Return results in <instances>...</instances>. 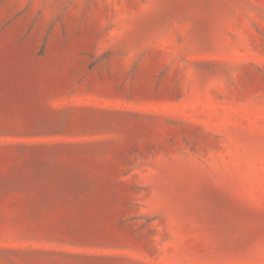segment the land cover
I'll return each instance as SVG.
<instances>
[{
  "label": "rangeland",
  "instance_id": "obj_1",
  "mask_svg": "<svg viewBox=\"0 0 264 264\" xmlns=\"http://www.w3.org/2000/svg\"><path fill=\"white\" fill-rule=\"evenodd\" d=\"M0 264H264V0H0Z\"/></svg>",
  "mask_w": 264,
  "mask_h": 264
}]
</instances>
